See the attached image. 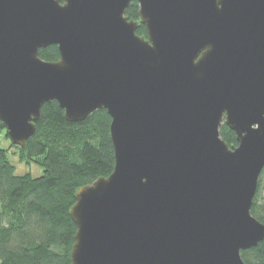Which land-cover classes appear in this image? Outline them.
I'll return each instance as SVG.
<instances>
[{
  "label": "water",
  "instance_id": "95a60500",
  "mask_svg": "<svg viewBox=\"0 0 264 264\" xmlns=\"http://www.w3.org/2000/svg\"><path fill=\"white\" fill-rule=\"evenodd\" d=\"M131 1L0 0V121L24 149L52 100L111 118L113 170L75 192L70 264H246L264 239V0H136L146 36Z\"/></svg>",
  "mask_w": 264,
  "mask_h": 264
},
{
  "label": "trees",
  "instance_id": "16d2710c",
  "mask_svg": "<svg viewBox=\"0 0 264 264\" xmlns=\"http://www.w3.org/2000/svg\"><path fill=\"white\" fill-rule=\"evenodd\" d=\"M125 14L139 21L136 0ZM136 33L146 36L140 21ZM39 56L46 61L58 60L57 45L40 48ZM110 122L105 109L95 110L83 121H67L64 110L52 100L42 106L26 148L11 142L7 148L0 146V264L71 263L76 225L69 210L79 187L113 170ZM0 132L8 137L1 121ZM219 133L229 147L237 145L235 133L224 123ZM10 147L19 150L20 160L37 164L42 173L17 174L8 157ZM251 214L264 224V167ZM240 255L246 264H264V239Z\"/></svg>",
  "mask_w": 264,
  "mask_h": 264
},
{
  "label": "rangeland",
  "instance_id": "374dc122",
  "mask_svg": "<svg viewBox=\"0 0 264 264\" xmlns=\"http://www.w3.org/2000/svg\"><path fill=\"white\" fill-rule=\"evenodd\" d=\"M9 144H10V139L2 135V133L0 132V146L2 148H7L9 147ZM8 157L10 161L15 165L17 174H22L29 171L33 176H39L42 173V169L34 162L28 163L24 160H20L19 150L16 147L9 148Z\"/></svg>",
  "mask_w": 264,
  "mask_h": 264
},
{
  "label": "flooded vegetation",
  "instance_id": "af4514ba",
  "mask_svg": "<svg viewBox=\"0 0 264 264\" xmlns=\"http://www.w3.org/2000/svg\"><path fill=\"white\" fill-rule=\"evenodd\" d=\"M138 4V3H137Z\"/></svg>",
  "mask_w": 264,
  "mask_h": 264
}]
</instances>
